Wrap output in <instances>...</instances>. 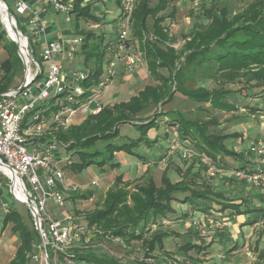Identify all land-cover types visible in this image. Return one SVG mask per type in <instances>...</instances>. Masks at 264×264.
I'll return each mask as SVG.
<instances>
[{
  "label": "rangeland",
  "instance_id": "rangeland-1",
  "mask_svg": "<svg viewBox=\"0 0 264 264\" xmlns=\"http://www.w3.org/2000/svg\"><path fill=\"white\" fill-rule=\"evenodd\" d=\"M6 1L8 2V0H3L5 8L10 11H15L20 16V24L22 25L24 33L30 37L34 53L44 70L43 79L34 81L28 87V90H30V99H33L39 93V87H44V78L48 75L49 62L40 58L39 53L44 48L34 44V32L27 28L25 19L19 14V10L20 12L22 11L20 7L18 5L19 8L14 7L12 3L8 2L9 7ZM62 1L68 6L69 9L64 11L65 13H69L72 20L71 23L78 32L76 36L77 41L73 44L77 52V60L83 62V67L91 66L93 64L91 61L89 63L85 62L86 54L88 53L89 55L91 53L89 49L99 44L101 38L104 42L100 44H102L107 54L105 58V65L107 67V64L112 60L111 52L108 48L117 39V31L115 27H113V31L111 32L105 29L100 30L102 25L110 24L113 21H105L106 14L102 12L97 14L100 17L99 21L84 18L77 19L75 17L77 11L73 10H75L78 2H80V7H87L93 13L98 5L102 4L103 11V8L112 6L115 2H112V0ZM137 2L138 0L135 3L137 4ZM203 2H206L205 6L209 9L213 8V10L218 11L226 7L230 12L237 13L244 10L249 5L250 0H202L201 5ZM152 3L155 4L157 1L153 0ZM188 5L190 10L186 8ZM188 5H186L185 0H172L168 9L164 12L167 16L164 25L167 26L171 36L175 38L171 45L178 51L184 48L186 41L189 39H186L188 34L196 30L200 24L204 25L208 22V17L203 11L204 9H200L201 5L196 8L192 7L191 1ZM188 12H190V15H187ZM120 17L121 15H119L115 22ZM30 20L33 19L30 17ZM10 22L15 24L11 20ZM1 25L2 29L6 32V38L0 39V78L4 74L1 63L8 57V41H12L5 26L2 23ZM131 29L132 23L129 38L126 40V47L121 52L117 66L114 68L115 75L110 85L103 92L100 101L102 106H113L121 101H128L131 96L138 94L146 85L159 83L157 79L151 76L147 61V48L144 45L147 41L155 39L152 30L150 29L145 33L144 40L141 41ZM88 33L92 35L90 34L88 36ZM85 42H89L90 44L88 50L83 49ZM185 58V55L181 57L173 71L163 70L164 74L169 76L172 72L174 76L177 69L185 63ZM91 59L93 60L94 58ZM206 64L199 67L195 73L191 72L187 67L185 74L181 78L178 80L171 79L168 84L170 90L169 95L164 96L161 101L150 102L145 109L137 114L136 118L138 120H134L133 123L119 125V137L115 139V142L140 141L137 145L138 147L134 149L136 151L135 154L123 152L114 155L113 163L118 162L120 159L127 160L125 169L121 168L120 164L114 167L115 164L111 165V163H108L104 167L93 165L90 169L84 170L80 174L75 173L71 168L67 171L68 178L74 184H86L91 182V180H98L99 185L90 187L91 189L87 191L92 194L93 201H90L89 198H82L80 200L81 197H78L79 195L73 197L75 195L74 192H67L68 198L65 206L58 208L52 202L48 203V209L51 214L56 217H63L68 213L74 212L81 220L88 222L87 218L90 213L103 208L107 192L116 186L117 176L122 175L124 181L131 184L132 189L146 184L151 178L160 185L163 170L170 161L173 165L172 170L169 172L172 181L181 180L183 177L194 190L207 191L213 195L221 193L231 199V201L236 200L237 191H234L232 187L233 183L229 180L235 175L233 171L238 168L237 165L242 168L249 165L248 167L251 168L250 166H256L260 163L255 158V150L250 146V143L258 136H264L263 131L258 135L257 132L259 129H255L259 127L257 123L263 122L264 93L261 92L260 88L254 87L256 81L249 82L247 80L249 77L241 74V76L239 75L231 79L222 73L209 71ZM121 67L125 71L120 75L119 70H121ZM64 72L63 69V74ZM24 77L25 65L23 63L22 69L19 71L13 86L23 82ZM38 82L42 84L39 86ZM70 85V88L76 92L80 90L91 92V90L97 89L95 87L96 85L91 88L83 86L82 84H75L74 82ZM200 88H203L201 90L219 93L220 97L218 99L226 101L234 107L232 109L223 108L224 106L217 105L212 100H198L187 94L188 90ZM17 100L20 106L27 103V100L21 94L17 97ZM254 108H256L255 111H253ZM42 109L44 107L39 110ZM61 110L62 108L55 112L51 109H45L44 115H46L47 121L45 124L46 130H44L42 136L36 135L35 130L38 131V129L29 131L28 136L30 139H51L54 136L58 137L61 132L66 133L71 127L80 126L89 116H92L74 112L64 116V126H57L52 122ZM254 114H256L255 118H253ZM185 120L200 124L206 134L223 135L237 133L238 136L227 139L225 145L231 150L237 151L236 153L240 159L223 154H219L215 160L207 157L206 154L199 150L203 139L198 136L199 133L194 128L189 126L191 128L190 133L182 136L180 127ZM252 121L255 122V126H252ZM172 122L173 125H171ZM136 124H149L150 127H138ZM251 128H254V130ZM175 130L178 133L174 137ZM69 144H64L66 148L63 146L60 147L59 155H69L72 161V159L76 158V155L74 154V150H68L67 147ZM98 144L99 149L105 148L102 142L99 141ZM184 147L195 149L196 155L190 158L184 157L181 153ZM249 149L251 150L250 153L246 154L245 152ZM187 170H189L188 173H186ZM185 173L186 175H184ZM227 173L233 175L229 176ZM237 182L239 181L237 180ZM13 187L7 173L0 167V264H9L20 244L18 235L12 231V224L4 225L3 223L5 214L7 213L5 204L7 203L9 206L17 207L25 215L29 210L23 202L13 195ZM248 188L251 194L249 198H253L251 201L252 204H250L260 213V217H254L247 213L249 209L247 211L241 209L238 215L243 216L241 217V221L240 217L237 221L235 217L238 216L227 211L228 208L224 209L222 206L220 209H216L214 206L216 200L205 201L208 206V211L210 210L209 212H196L200 210H196L192 203L185 204L178 202V204H174L172 202L173 205L179 208L181 213L184 210H187V213L191 210L192 214L190 217L178 216L175 212L167 213L165 216H157L154 219L150 217L140 228H149L151 229V233L163 231L171 233L176 230L181 234L185 233V237H178V235L176 236L174 234L175 232L169 233L170 236L164 239V248L156 250L149 258L145 257L146 249H144L142 241L133 240L127 244L120 237H111L105 239L104 243L112 254L122 259L123 264H174L172 262H177V264H264V202L256 201L257 198H255L258 191H260L258 189L260 187L251 186ZM85 191L80 192L84 193ZM175 194L185 199L186 195L184 193L177 192ZM227 204L230 205L231 203ZM182 206L186 207L182 209ZM208 216H213L214 221L225 222L227 220L233 223V226L229 229L228 236L222 232L224 230L223 228H212V224L207 220ZM44 228L46 227L44 226ZM93 234V230L90 229L88 234L89 238ZM191 239H195V242L211 241V244L213 242L220 243L221 246H225L228 241L231 247L226 251H222L219 248L213 253V251L207 249L210 245L209 243V245H204V249L201 251H189L187 254L182 253L179 247ZM31 264H46L39 244L34 246V250L31 253ZM78 264L81 263L78 262Z\"/></svg>",
  "mask_w": 264,
  "mask_h": 264
},
{
  "label": "trees",
  "instance_id": "trees-1",
  "mask_svg": "<svg viewBox=\"0 0 264 264\" xmlns=\"http://www.w3.org/2000/svg\"><path fill=\"white\" fill-rule=\"evenodd\" d=\"M156 1L157 3L153 4V0H138L131 30L141 41L144 40V34L150 29L152 30L155 39L147 41L144 45L147 48V61L151 76L159 83L146 85L138 94L131 96L128 101H121L113 106H102L97 114L89 116L80 126L71 127L66 133L61 132L58 137H51L63 144L70 143L67 148L69 151L74 150L76 158L72 159L69 169L71 168L75 173L80 174L93 165L104 167L111 163V165L115 164L114 167L119 166L118 162H112L116 153L135 154L134 149L138 147L139 140L115 142V139L119 137V125L133 123L134 120H138L137 114L145 109L150 102L161 101L164 96L169 95L168 84L171 79L181 78L187 67L195 73L199 67L207 63L206 67L209 71L222 73L231 79L242 74L249 77V79L247 78L249 82L256 81L254 87L260 88L264 93V0H250L249 5L237 13L230 12L226 7L218 11L213 8L209 9L205 6L206 2H203L200 9H204L208 22L204 25L200 24L196 30L186 36V39H189L181 51L171 45L175 38L171 36L167 26L164 25L167 18L164 12L172 0ZM6 3L9 6L7 1ZM73 11H77L75 16L77 19L84 18L94 21L100 19L89 8L80 7V2L76 4ZM11 12L18 20L20 19L15 11L11 10ZM90 34L88 33V36ZM2 38H6V32L0 23V39ZM100 40V43L104 42L103 39L100 38ZM8 42V57L1 63L4 74L0 78V93L10 88H17L22 83L13 86L22 69L23 62L16 43L13 40ZM100 43L90 49L89 42L84 43L83 49H89L91 52L89 55L86 54L85 62L91 61L93 63L91 66H85L86 69L83 67V62L77 61V63H82L81 68L91 74L89 79L80 83L88 88L95 86L105 72L107 54ZM183 55L186 57L185 63L177 69L176 74L174 76L172 72L169 76L164 74L163 70L173 71ZM43 77L44 70L38 74L35 81H39ZM201 89L203 88L188 90L187 94L198 100H212L217 105L224 106L223 108L232 109L234 107L232 104L218 99L219 93ZM77 92L70 88L58 95L57 98H53L50 105L51 110L57 112L63 106L69 105L68 95ZM90 94L89 91L82 93L78 99H83ZM44 106L45 104L40 107ZM255 110L256 108L253 111ZM136 126L150 127L149 124H136ZM189 126L194 128L199 133L198 136L203 139L204 144H200L199 150L207 157L215 160L219 154H223L240 159L235 151L225 145L226 140L238 136L237 133L206 134L200 124L185 120L180 127L182 136L190 133ZM99 141L105 146L104 149L98 148ZM170 164L171 161L163 170L160 185L151 178L146 184L132 189L131 184L125 182L122 175L116 177V186L107 192L103 208L93 211L87 218L88 225L93 230V236L88 239L82 237L70 247L75 253L77 263L123 264L122 259L112 254L104 243L105 239L111 237H120L127 244L133 240L142 241L144 249H146L145 257L149 258L156 250L164 248V239L168 238L170 234L165 231L151 233V229H141L140 226L150 217L154 219L157 216H165L167 213H177V209L172 204L174 201L185 204L192 203L196 210L202 212L208 211V206L205 203L207 200L219 201L224 209L240 210L242 204L232 202L228 205L227 202H222L220 198L231 200L224 194L213 195L207 191L194 190L183 177L181 180L172 181L169 172L173 165ZM85 192H75L73 197L79 195L78 197H81L80 200H82V198L88 199L92 196L90 192ZM177 192L184 193L185 199L177 196L175 194ZM244 203L249 209L248 212L256 211L254 208H250L252 206L249 201ZM3 223L4 225L12 224V231L20 239L15 256L9 264H31V253L34 246L40 243L34 216L29 210L25 215L17 207L9 206V212L5 214ZM179 249L182 253L187 254L189 251H201L203 248L194 242L187 241ZM63 258L64 255H61V261Z\"/></svg>",
  "mask_w": 264,
  "mask_h": 264
},
{
  "label": "built area",
  "instance_id": "built-area-1",
  "mask_svg": "<svg viewBox=\"0 0 264 264\" xmlns=\"http://www.w3.org/2000/svg\"><path fill=\"white\" fill-rule=\"evenodd\" d=\"M51 1L57 9H69L62 0ZM135 2L136 0H119L121 17L114 25L117 31V39L108 48L112 60L107 64L104 74L96 84L97 89L91 90V94L83 99H78V96L86 93L87 90L69 94L67 98L70 104L63 106L61 112L53 120V124L64 126V116L74 112L93 115L102 109L100 101L103 92L110 85L115 75L114 68L117 66L121 52L126 47V40L129 38L136 8ZM201 2L202 0H191L192 7H199ZM17 5L22 11H28L27 5L22 0H18ZM31 23L35 26L38 20L33 19ZM39 55L41 59L49 62L48 75L44 78V87L40 88L42 83L38 82L39 93L30 99L28 86L20 92L8 89L0 96V160L16 171L27 186L30 202L44 216V226L46 227L44 228V240L39 243L44 260L47 253L52 264H61V262L62 264H78L75 253L70 247L82 237L88 239L90 232L88 222L81 220L74 212L63 217L53 216L48 209V203L52 202L54 206L61 208L67 202V192L85 191L91 189L90 187L98 186L99 182L98 180H91L86 184H74L67 176L69 165L72 164L70 156L59 155L60 147L66 148V146L55 139H30L28 133L38 129V131L35 130L36 135L42 136L47 123L44 110L51 109L52 99L70 89L71 83L80 84L89 79L91 74L83 68L76 67L72 71L71 79L64 80L62 62L67 61L69 64L76 65L78 61L74 46L65 48L61 42L52 41L46 44L45 49ZM54 55L59 56V58L56 59ZM37 76L38 74L35 78ZM35 78L30 84L35 81ZM20 94L27 100L23 106H20L17 100ZM44 104V109L39 110L40 106ZM72 104L76 105L73 106ZM255 115L253 118L256 117ZM262 119L264 122V117ZM177 133L178 131L175 130L174 137ZM250 146L255 150V152L253 151L255 158L260 163L251 166V168L238 167L236 172H233L239 181L250 186L264 188V136L255 138ZM250 151L249 149L245 153L249 154ZM181 153L184 157L190 158L196 155V150L184 147ZM7 175L14 186V180L8 173ZM19 186L22 189L20 183ZM13 195L16 197L14 187ZM93 199V197L89 198L90 201ZM5 205L7 212H9V205L7 203ZM44 248L47 252L44 251ZM61 255H64L63 261L60 259ZM172 263L177 264V262Z\"/></svg>",
  "mask_w": 264,
  "mask_h": 264
},
{
  "label": "crops",
  "instance_id": "crops-1",
  "mask_svg": "<svg viewBox=\"0 0 264 264\" xmlns=\"http://www.w3.org/2000/svg\"><path fill=\"white\" fill-rule=\"evenodd\" d=\"M17 1L18 0H8L9 3H12L14 5V7H18ZM22 1L27 5L28 11H21L20 12V10H19V14L23 16V19H25V23L27 24V28L34 32V38L33 39L35 41V43H34L35 45H37V46L39 45L45 49L47 43H50L52 41H59L63 44V46L65 48H68L69 46H73V44L77 41L76 36H77L78 32H77V30L74 29V27L71 23L72 20H71V16H69V13H65L64 10L61 11L60 9H57L51 0H22ZM105 1H107V0H105ZM190 1L191 0H185L186 5H188V3H190ZM112 2H115V4H113L112 6L103 8V11H102V6H101L102 4L98 5V6L96 5L97 6L96 10H95L96 14H98L99 12H102V13L106 14L105 21H113L110 24L107 23L104 26L102 25V28L100 31H102L104 29L108 30L110 32L113 31V27L116 23L115 21L117 20V18L121 14V8H120L119 0L118 1L112 0ZM184 8H185V6H184ZM186 8L189 9V5L186 6ZM187 15H190V12H188ZM30 17H31V19H34V20L37 19L38 20V23L35 26H33L31 24ZM108 40H110V39H108ZM43 50H41V51H43ZM54 57H56V59L59 58V56H57V55H54ZM81 64L82 63H77L76 65H72V64H69L67 61H63L62 62V68L65 71L63 74L64 80H70L73 69H75L76 67H80V66L82 67ZM123 71H125V70H122V67H121V70H119V74L120 75L123 74L124 73ZM251 124H252V126H255V122L252 121ZM257 124L259 127L255 128V129H259L257 132L259 135L262 133V131L264 132V122L257 123ZM251 129L254 130V128H251ZM118 163L120 164L121 168L125 169V167H126L125 165L127 163V160L126 159H120L118 161ZM248 166L249 165H247L245 168H249ZM237 167H241V166L237 165ZM228 175L232 176L233 174H228ZM229 180L232 181V183H233L232 187H233L234 191H237V196L235 198L236 200L231 201V200H225V199H221V198H220V200L222 202H227V203L233 202L235 204H242V206L240 207V210L243 209V210L247 211L248 208H247V206H245L246 204L244 202L249 201L251 203V201L253 199V198H249L251 194L248 190L249 189L248 187H251V186H249L245 182L239 181L235 177V175H233L231 177V179H229ZM237 180L239 182H237ZM258 189L260 191H258V194L255 197V198H257L256 201L264 202V189H262V188H258ZM218 202L219 201L214 202V204H215L214 206L216 209H220L222 207V205H220V203H218ZM174 204H178V202L174 201ZM174 207L177 209L176 215H178V216L181 215L182 217H190V215L192 214L191 210L188 213L186 212L187 210H184L181 213L179 211V208H177L175 205H174ZM185 207L186 206H182V209H184ZM250 208H253V206ZM227 211H229L230 213H234L235 216H238V217H235V218H237V221L240 217V221H241V217L243 215H238L239 210L234 209V208H228ZM196 212H201V211H196ZM247 213H249L250 215H253L254 217H260V213L258 211H252V212H247ZM222 215H223V213H222ZM213 219H214L213 216H211V217L208 216V218H207V220L212 224V226H213L212 228H219V229L223 228L224 230L222 232L225 233L226 236H228L229 229L233 226L232 225L233 223H231L230 221H227V220L225 222H218L216 220L214 221ZM234 221H235V219H234ZM215 222H217V223H215ZM190 229H193V228H190ZM171 233H174V234H176V236L178 235V237H182V238L186 236L185 233L181 234L180 232H177L176 230L172 231ZM183 234H185V235H183ZM194 240L191 239L188 241L194 242L195 244L202 246V248L204 247V245H209V243H210V245L207 247V249L209 251H213V253L216 249L220 248L222 251H226L231 247L230 243L228 241L225 244V246L224 245L221 246L220 243L213 242L211 244V241H209V242H203V241L195 242ZM192 251H196V250H192ZM225 261H226V259H225Z\"/></svg>",
  "mask_w": 264,
  "mask_h": 264
},
{
  "label": "water",
  "instance_id": "water-1",
  "mask_svg": "<svg viewBox=\"0 0 264 264\" xmlns=\"http://www.w3.org/2000/svg\"><path fill=\"white\" fill-rule=\"evenodd\" d=\"M4 13L7 14L8 17L10 18V20L15 23V27H16L17 32L21 36H23L28 42H30V45L31 46L28 43L26 45L25 52L28 55V57L31 59V61L36 66V74H35V76H36L37 74H39L40 72L43 71V68H42V65H41L40 61L37 59V57H36V55L34 53V50H33L32 44H31L30 37L27 34L24 33V30L22 28V25L20 24V21L11 13V11L9 9L5 8L4 3H3V0H0V21H1L2 24H3L2 15ZM13 41L16 43V45L18 47V53H19L20 57L22 58L23 63L25 65V77H24L23 82L20 84V86H18L17 88L9 89V90H16L17 92H20V91H22L23 89L27 88L30 85V83L34 80L35 76L31 80H27L26 79V63H25V60L23 58L22 53L20 52L18 43L15 40H13ZM3 93H0V96L3 95ZM0 167L3 170H5V171L10 170L12 172V174L18 179L19 183L21 184V187H22V190H23V197L18 198V199L21 202H23L28 207V209L30 210L31 214L35 217V219H37V221H38L37 230H38V233H39V239H40L41 242H43V240H44V216L30 202V200L28 198V195H27V186H26V184L17 175L16 171L13 168H10L2 160H0ZM44 251L47 252L46 251V248H44ZM45 262H46V264H52L51 259H50L49 255L47 253L45 255Z\"/></svg>",
  "mask_w": 264,
  "mask_h": 264
},
{
  "label": "bare ground",
  "instance_id": "bare-ground-1",
  "mask_svg": "<svg viewBox=\"0 0 264 264\" xmlns=\"http://www.w3.org/2000/svg\"><path fill=\"white\" fill-rule=\"evenodd\" d=\"M2 21H3V24H4L5 28H6L9 36L13 40H15L18 43V45H19L20 52L22 53L23 58H24L25 63H26V79L27 80H31L35 76L36 66L31 61V59L28 57V55L25 52L26 45L28 43L30 45V42H28L23 36H21L17 32L16 27H15V24H13L12 22H10L7 14L4 13L2 15ZM6 172L9 174V176H11L12 180H14V182H15L14 192L16 194V197L17 198L23 197V190L19 186L18 179L12 174V172L10 170H7Z\"/></svg>",
  "mask_w": 264,
  "mask_h": 264
}]
</instances>
